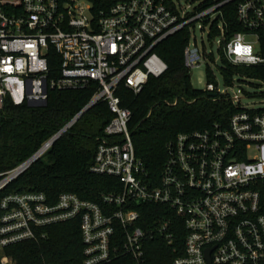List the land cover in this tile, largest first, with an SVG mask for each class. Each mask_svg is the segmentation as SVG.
<instances>
[{"label":"built area","instance_id":"1","mask_svg":"<svg viewBox=\"0 0 264 264\" xmlns=\"http://www.w3.org/2000/svg\"><path fill=\"white\" fill-rule=\"evenodd\" d=\"M231 3H236L244 31L227 44L228 60L234 65L264 64L258 53L264 0H127L107 13H94L87 0H0V109L7 98L16 105L30 104L48 101L51 91L98 84L90 103L1 180L0 191L101 102L108 103L114 117L92 171L116 177L123 186L121 192L104 194V205L74 193H63L57 201L34 191L5 196L0 203V250L45 238L48 227L80 220L83 259L72 264H108L122 257L146 264V245L156 239L170 247L172 264H264V157H251L264 149V106H243L242 95H229L217 83H208L206 91L230 98L241 111L227 127L179 134L167 146L168 161L157 182L137 157L132 111L117 95L122 84L139 94L151 77L164 75L168 65L155 49L185 28L191 34L187 67L209 62L206 43L200 47L193 36L199 29L210 41L217 26L221 44L223 9ZM53 54L60 57L55 69ZM236 82L237 77L233 86ZM260 100L264 105V98ZM148 204L168 207L176 218L147 221L137 206ZM0 264L16 262L3 255Z\"/></svg>","mask_w":264,"mask_h":264},{"label":"trees","instance_id":"2","mask_svg":"<svg viewBox=\"0 0 264 264\" xmlns=\"http://www.w3.org/2000/svg\"><path fill=\"white\" fill-rule=\"evenodd\" d=\"M87 1L92 4L94 13H107L117 3L127 0ZM223 11L225 35L218 48L219 72L228 86H233L237 77L240 83H248L257 90L264 88V64L234 65L228 60L227 44L244 29L237 18L236 3L225 6ZM190 36V30L185 28L156 47L155 52L168 65L164 75L151 77L139 94L124 84L117 92L123 107L132 111L130 131L137 157L157 182L168 161L167 146L179 134L211 129L215 125L227 127L231 118L241 111L230 98L213 97L211 92L193 86L192 69L187 67L185 56ZM220 36L221 31L214 26L210 41ZM258 53L264 56V32L261 33ZM206 57L216 62L213 53H206ZM59 65L60 57L53 54L52 68ZM207 77L209 83H215L216 76L210 63ZM97 87L98 84L92 82L86 89L51 91L46 107L16 105L7 98L0 109V181L31 159L82 111L92 100ZM246 94L264 98V91ZM113 117L107 102L89 109L45 156L0 191V203L9 194L34 191L45 193L52 201H57L63 193H74L82 199L104 205V194L123 190L118 178L92 171L99 144L106 136L105 128ZM137 209L147 221L163 216L176 218L174 211L161 205H138ZM43 231L45 238L0 250V261L3 255L12 257L16 264H72L82 261L84 243L80 220L54 225ZM180 231L181 235L185 234L184 227L181 226ZM146 250V264H172L174 255L164 241H151ZM108 264L137 262L131 257H122Z\"/></svg>","mask_w":264,"mask_h":264},{"label":"rangeland","instance_id":"3","mask_svg":"<svg viewBox=\"0 0 264 264\" xmlns=\"http://www.w3.org/2000/svg\"><path fill=\"white\" fill-rule=\"evenodd\" d=\"M194 38H196L198 40L200 47H203V41L206 43L205 54L208 52V50L210 52H213L216 62L203 61L201 63V65L192 69L191 79H192L193 86L196 89H201V90L207 89V86L209 83V80L207 77V68H208V63H210L214 72H215V75H216L215 83H217V85L219 86L221 91H225L226 93H228L229 95H232V96H234L235 94L242 95L244 97L242 99V105L243 106L255 107L258 109L262 108L264 105H263L262 101L260 100V97L255 96V98L250 99L249 97L243 95L246 92H251V93L258 92V90L256 88L252 87L248 83H240V82H236L235 86H233V87H229L228 85H226V83L224 81V77L219 72L218 66H217V64L220 63V54L218 51V48L220 46V39L217 38L216 41L211 42L208 40L207 35L202 33V31L199 29L196 31V34L193 36V42H194ZM256 155H260V156L262 155L264 157V149L262 151L253 152L251 154V157L256 156Z\"/></svg>","mask_w":264,"mask_h":264},{"label":"water","instance_id":"4","mask_svg":"<svg viewBox=\"0 0 264 264\" xmlns=\"http://www.w3.org/2000/svg\"><path fill=\"white\" fill-rule=\"evenodd\" d=\"M211 95L213 97H216L217 96V93H211ZM48 105V101H36V102H32L29 104V106L31 107H46ZM59 137H57L55 139V141L58 139ZM23 173V171H21L20 173L17 174V176L21 175ZM16 176V177H17Z\"/></svg>","mask_w":264,"mask_h":264}]
</instances>
